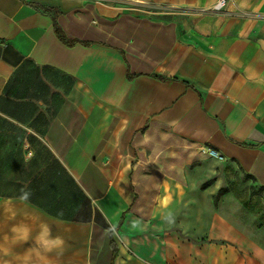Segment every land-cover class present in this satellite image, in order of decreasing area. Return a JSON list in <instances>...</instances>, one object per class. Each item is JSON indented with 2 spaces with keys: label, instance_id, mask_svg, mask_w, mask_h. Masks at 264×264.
<instances>
[{
  "label": "crops",
  "instance_id": "obj_1",
  "mask_svg": "<svg viewBox=\"0 0 264 264\" xmlns=\"http://www.w3.org/2000/svg\"><path fill=\"white\" fill-rule=\"evenodd\" d=\"M217 2L0 0V264H264L217 184L142 164L160 132L264 187V0Z\"/></svg>",
  "mask_w": 264,
  "mask_h": 264
},
{
  "label": "rangeland",
  "instance_id": "obj_2",
  "mask_svg": "<svg viewBox=\"0 0 264 264\" xmlns=\"http://www.w3.org/2000/svg\"><path fill=\"white\" fill-rule=\"evenodd\" d=\"M35 1L38 6L49 8L52 2L75 5L92 0ZM148 8L154 10L152 0H149ZM156 136H160V144L146 145L142 155L144 167L160 165L162 177L185 179L191 176L199 181L201 187L217 184L215 202L226 210L235 223L264 245V190L260 185L232 160L212 157L205 147H167L172 139L163 137L164 134L160 132Z\"/></svg>",
  "mask_w": 264,
  "mask_h": 264
},
{
  "label": "clouds",
  "instance_id": "obj_3",
  "mask_svg": "<svg viewBox=\"0 0 264 264\" xmlns=\"http://www.w3.org/2000/svg\"><path fill=\"white\" fill-rule=\"evenodd\" d=\"M17 229L13 228V232H16ZM28 230L24 229L23 239H27ZM39 243L43 246L45 252H52L54 249H60L64 245V240L60 237L50 239V228L44 226L41 236L39 238Z\"/></svg>",
  "mask_w": 264,
  "mask_h": 264
},
{
  "label": "built area",
  "instance_id": "obj_4",
  "mask_svg": "<svg viewBox=\"0 0 264 264\" xmlns=\"http://www.w3.org/2000/svg\"><path fill=\"white\" fill-rule=\"evenodd\" d=\"M227 0H218L215 9L220 11L226 6ZM207 153L212 157L223 158L222 154L215 148H206Z\"/></svg>",
  "mask_w": 264,
  "mask_h": 264
},
{
  "label": "trees",
  "instance_id": "obj_5",
  "mask_svg": "<svg viewBox=\"0 0 264 264\" xmlns=\"http://www.w3.org/2000/svg\"><path fill=\"white\" fill-rule=\"evenodd\" d=\"M262 190H264V187L260 186ZM113 241V240H112ZM114 255H115V252H114Z\"/></svg>",
  "mask_w": 264,
  "mask_h": 264
}]
</instances>
